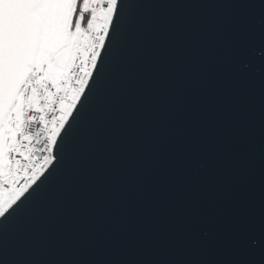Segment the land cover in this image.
I'll return each instance as SVG.
<instances>
[{
	"label": "snow or ice",
	"instance_id": "6c2138e0",
	"mask_svg": "<svg viewBox=\"0 0 264 264\" xmlns=\"http://www.w3.org/2000/svg\"><path fill=\"white\" fill-rule=\"evenodd\" d=\"M192 10L213 89L173 165L199 181L145 247L102 216ZM0 264H264V0H0Z\"/></svg>",
	"mask_w": 264,
	"mask_h": 264
},
{
	"label": "water",
	"instance_id": "95a60500",
	"mask_svg": "<svg viewBox=\"0 0 264 264\" xmlns=\"http://www.w3.org/2000/svg\"><path fill=\"white\" fill-rule=\"evenodd\" d=\"M185 15L193 29L191 41L177 45L171 70L160 77L134 124L112 199L102 216L145 247L174 242L180 209L199 181L190 174H178L173 157L197 108L213 89L208 76L210 51L196 32L213 13L192 10ZM258 179L257 169L252 180L258 184Z\"/></svg>",
	"mask_w": 264,
	"mask_h": 264
}]
</instances>
